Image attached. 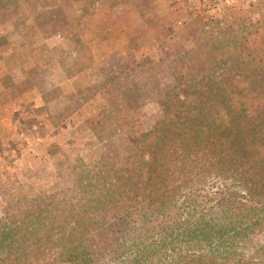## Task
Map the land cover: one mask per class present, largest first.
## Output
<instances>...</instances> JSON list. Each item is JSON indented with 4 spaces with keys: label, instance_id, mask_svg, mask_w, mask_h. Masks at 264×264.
<instances>
[{
    "label": "trees",
    "instance_id": "16d2710c",
    "mask_svg": "<svg viewBox=\"0 0 264 264\" xmlns=\"http://www.w3.org/2000/svg\"><path fill=\"white\" fill-rule=\"evenodd\" d=\"M20 1L35 0H0V11ZM64 18L57 7L34 24L58 31ZM229 27L193 33L174 78L185 95L166 92L163 103L181 116L142 133L134 154L76 159L68 187L5 196L0 264H37L68 230L81 241L59 249L62 264H264V38ZM136 88L89 120L95 138L114 136L122 113L139 108Z\"/></svg>",
    "mask_w": 264,
    "mask_h": 264
},
{
    "label": "rangeland",
    "instance_id": "374dc122",
    "mask_svg": "<svg viewBox=\"0 0 264 264\" xmlns=\"http://www.w3.org/2000/svg\"><path fill=\"white\" fill-rule=\"evenodd\" d=\"M57 7L65 15L58 31L35 26L38 15ZM209 25L213 34L227 26L245 34L247 27L258 43L264 38V0H140L114 7L35 0L2 9L0 210L10 193L34 197L68 187L76 159L134 154L142 133L181 116L179 109L163 113L165 93L185 95L174 79L179 56L192 46L193 33ZM135 84L139 108L122 113L121 129L99 141L89 120L124 99L125 88ZM85 219L72 224L80 227ZM60 238L37 264H62L59 249L81 241L79 230Z\"/></svg>",
    "mask_w": 264,
    "mask_h": 264
}]
</instances>
